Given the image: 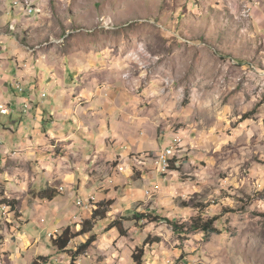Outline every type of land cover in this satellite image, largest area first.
<instances>
[{"label": "rangeland", "instance_id": "374dc122", "mask_svg": "<svg viewBox=\"0 0 264 264\" xmlns=\"http://www.w3.org/2000/svg\"><path fill=\"white\" fill-rule=\"evenodd\" d=\"M54 17L57 24L39 29L38 49L90 55L98 68L87 79L107 99L100 102L139 103L150 119L143 131L157 123L159 149L129 154L133 167L109 156L91 167L60 146L35 143L41 149L30 154L20 129L3 126L17 121L10 105L11 115L0 114V264H72L87 243L76 264H134L138 248L145 264H264V140L234 134L240 123L264 119V0H67ZM206 134L228 142L211 147ZM172 146L182 170L165 173L157 158ZM58 161L78 175L39 192L52 179L46 163ZM139 188L143 198L131 200ZM44 191L58 202L37 201ZM69 192L74 199L65 201ZM102 203L112 204L109 214L94 224ZM55 211L74 233L92 228L72 252L50 244L66 229ZM138 213L145 219L135 220ZM216 217L220 234L191 231L193 218ZM114 222L118 229L109 231Z\"/></svg>", "mask_w": 264, "mask_h": 264}, {"label": "crops", "instance_id": "0c3cea01", "mask_svg": "<svg viewBox=\"0 0 264 264\" xmlns=\"http://www.w3.org/2000/svg\"><path fill=\"white\" fill-rule=\"evenodd\" d=\"M17 1H21L18 6L15 5ZM28 1L29 6L25 5L24 0H0V103L7 104V107L15 105L17 109V121L12 120L8 125L3 126L8 129H20L21 142L32 143L30 154L44 147L46 151L57 146L65 150L71 148L77 151L79 163L89 161L87 163L91 167L94 165L90 160L106 156L115 160L122 158L125 167L130 164L133 167V162L128 161L129 154L135 152L140 155L158 150L156 133H153L157 123L155 121L151 123V131H143L150 126V119L138 107L139 103L122 101L118 106L110 101L100 102L107 99L100 90H97L99 88L95 87L97 83L87 79L92 77L98 68L95 64L92 65L94 60H90V55L67 54L59 48L38 49L39 29L58 23L54 17L55 12L58 13L67 0ZM29 8L39 11L38 15H29ZM16 82L26 87L25 95L18 94L15 88ZM43 94H47L45 98L42 97ZM30 98L34 101L32 112L23 115L22 105ZM79 99L89 101L82 103ZM257 107L255 105L252 108ZM263 124L264 119L246 120L237 126L234 134L248 132L246 134L257 135L264 140ZM24 125H28L30 129L26 131ZM228 127L222 124V129ZM205 138L206 142H211L208 144L211 147L212 142L213 144L228 142L227 139L223 137L220 139L214 135L206 134ZM35 143L41 148H37ZM112 144L113 146L107 150V146ZM51 157L52 155H49L50 161L53 162L54 158ZM141 162V166L149 164ZM46 164L48 176L52 179L49 185L41 186L39 192L48 188L57 190L58 183L78 175V172L74 173L73 169L68 168L71 164L68 166L67 162L58 161L55 168L54 164ZM109 178L111 179L110 176ZM28 182L32 187L37 185V181ZM43 193L37 201L47 200L51 204L58 202L56 194L50 195L51 199H44ZM132 193L131 200L143 198L140 188L133 190ZM66 196L65 201L74 199L72 192L67 193ZM53 214L58 217L56 223L59 230L69 228V224L63 226L60 223L66 218L65 213L55 211Z\"/></svg>", "mask_w": 264, "mask_h": 264}, {"label": "trees", "instance_id": "16d2710c", "mask_svg": "<svg viewBox=\"0 0 264 264\" xmlns=\"http://www.w3.org/2000/svg\"><path fill=\"white\" fill-rule=\"evenodd\" d=\"M182 170V164L179 163L176 160L171 161V166H170V172H180ZM51 191H45L43 193V198L44 199H51L52 197H49L48 194ZM112 206L111 203H102L96 206L95 211L92 213V218L91 220L95 224L97 221H104L107 219V216L109 214V208ZM226 214L232 213L231 211H225ZM135 220H144L145 217L138 213L134 215ZM220 220V217L213 218L212 220L204 221L201 218H193L189 225L191 227L192 232H201L207 235L208 237H211L216 234H220V231L215 227V223ZM86 224V223H85ZM174 226L175 231L184 234L186 233V226L185 225H178L177 223H171ZM188 228V227H187ZM90 229V231H89ZM86 230L85 225L82 228V231L79 233H74L72 232L71 228L65 229L62 233H58L54 235L51 238V246L54 248L58 254H65L70 251V245L73 243V241L83 235H86L89 232H92V228H89ZM113 229H118V223L114 222L110 228L108 229L109 231ZM120 230V229H119ZM0 232H1V224H0ZM96 241V237L94 236L90 242ZM4 243V237L0 233V246L3 245ZM90 243L83 244L82 246L79 247V249L74 252L72 256V264H76L77 258H79L89 247ZM145 250L144 248H138L133 256L132 260L134 264H145Z\"/></svg>", "mask_w": 264, "mask_h": 264}, {"label": "built area", "instance_id": "2783aa9c", "mask_svg": "<svg viewBox=\"0 0 264 264\" xmlns=\"http://www.w3.org/2000/svg\"><path fill=\"white\" fill-rule=\"evenodd\" d=\"M39 11H30V14L29 15H32V14H35V15H38ZM15 88H16V91L18 92V94L20 95H25L27 93V90H26V87L20 83V82H16L15 84ZM43 98L46 97L45 94L42 95ZM33 105H34V101L32 98H30L29 101H25V103H23L22 105V111L26 114L28 112H30L33 108ZM0 114L2 116H9L11 115V107H2L1 106V103H0ZM176 145V144H175ZM175 146H172L168 149H166L164 152H162L158 158H157V162L156 164L159 166L160 170L162 172H169L170 171V166L169 167H162L161 165V158L163 156H172V161L175 160Z\"/></svg>", "mask_w": 264, "mask_h": 264}, {"label": "bare ground", "instance_id": "6f19581e", "mask_svg": "<svg viewBox=\"0 0 264 264\" xmlns=\"http://www.w3.org/2000/svg\"><path fill=\"white\" fill-rule=\"evenodd\" d=\"M24 3H25L26 6H29V1L28 0H24ZM19 4H21V1L15 2V5L16 6H18ZM31 10L32 11H35L33 8H29L28 9L29 14H30V11ZM1 106L2 107H7V105H4V104H2ZM171 161H172V156H163L161 158V165H162V167H169V166H171Z\"/></svg>", "mask_w": 264, "mask_h": 264}]
</instances>
